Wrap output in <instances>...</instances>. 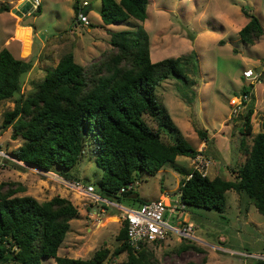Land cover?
Listing matches in <instances>:
<instances>
[{
  "label": "rangeland",
  "instance_id": "1",
  "mask_svg": "<svg viewBox=\"0 0 264 264\" xmlns=\"http://www.w3.org/2000/svg\"><path fill=\"white\" fill-rule=\"evenodd\" d=\"M24 1L0 0V51L8 48L6 40L14 34L10 32L14 26L34 30L32 38L29 28H20L16 34L26 54L33 39L31 54L26 59L33 62V68L22 77L21 93L14 99L0 101V156L5 158L4 166L0 167V184L6 183L12 188L22 185L24 192L18 196H31L39 202L60 196L77 207L79 214L71 221L59 257L88 260L96 251L108 249L110 255L104 264H124L128 259L126 253L113 255L121 244L118 235L123 225L122 211L112 204L118 203L110 201L103 207L67 185H92L99 194L104 170L93 160V148H87L71 171L70 179L20 165L11 158L17 159L15 153L25 142L21 137L12 138V128H3L5 114L14 110L18 99L35 94L48 68L55 66L53 60L57 62L63 54L72 52L75 62L89 69L112 52V33L142 26L150 36L154 63L193 51L197 53L199 71L190 73L191 81L196 84L187 85L172 78L157 88L156 95L186 140L202 153L199 157L210 162L207 176L234 180L252 147V137L241 131L245 129L250 109L254 112L253 133L264 132V35L253 45L246 44L239 35L249 22L247 14L258 17L264 28V0H149L144 22L132 17L109 26L101 18L102 0H41L40 11L20 17L13 9ZM84 2L88 5L82 6ZM76 5L79 12L87 10L91 26L78 21ZM3 7L9 10L2 12ZM67 35L71 41L57 48L51 60L40 59L48 39ZM249 69L260 75L258 81L251 83L245 78L244 72ZM244 90L252 93L250 102L236 110L232 99L241 96ZM145 120L157 130L151 118L145 116ZM199 130L207 135V140L199 136ZM161 137L167 144L175 143L167 131ZM197 164L196 159L179 156L175 165L167 164L155 175L139 172L131 191L139 199L131 200L129 195L119 203L125 208H138L161 196L177 201L181 183ZM180 220L192 224L197 240L171 235L150 245L147 249L156 264H201L204 260L206 264H253V259H264V216L242 193L229 191L222 213L190 207L180 215ZM170 223L174 225L175 220L170 219ZM42 263L57 264L54 259Z\"/></svg>",
  "mask_w": 264,
  "mask_h": 264
},
{
  "label": "trees",
  "instance_id": "2",
  "mask_svg": "<svg viewBox=\"0 0 264 264\" xmlns=\"http://www.w3.org/2000/svg\"><path fill=\"white\" fill-rule=\"evenodd\" d=\"M148 4L149 0H102L101 18L108 26L132 17L144 22ZM76 9L79 15V5ZM8 10L1 8L2 12ZM247 15L249 22L239 35L246 44L253 45L264 35V28L258 17ZM70 41L68 35L48 39L40 59L51 60L55 50ZM110 44L112 52L89 69L77 64L72 52L63 54L57 62L53 60L55 66L48 68L35 94L18 99L14 110L5 114L3 128H12V138L21 137L25 142L15 153L17 159L9 157L47 175L72 178L71 171L87 148H93V160L104 170L98 195L119 203L123 197L130 195L131 199L134 195L119 193L137 180L139 172L155 175L165 165H175L179 156L195 159L202 154L186 140L156 95L157 88L172 78L196 84L190 73L199 71V59L193 51L152 62L150 36L142 26L112 33ZM32 68V61L17 59L8 48L0 51V101L21 93L22 77ZM253 113L250 109L245 129L241 130L252 137V147L236 178L211 179L193 170L192 177L179 189L180 200L187 208L222 213L228 192L236 191L264 216V132L253 133ZM145 116L152 119L157 130ZM163 131L170 133L175 143H165ZM198 134L207 140L205 133L199 130ZM22 192V185L12 188L0 184V264H43L49 259L57 264H104L109 258L108 249L96 251L88 260L59 257L71 221L79 214L77 207L60 196L41 203L31 196H18ZM126 237L123 222L118 235L121 244L114 256L126 253L124 264H156L147 248L134 251ZM252 261L264 264V259Z\"/></svg>",
  "mask_w": 264,
  "mask_h": 264
},
{
  "label": "built area",
  "instance_id": "3",
  "mask_svg": "<svg viewBox=\"0 0 264 264\" xmlns=\"http://www.w3.org/2000/svg\"><path fill=\"white\" fill-rule=\"evenodd\" d=\"M29 1L32 4V12L40 9L41 0ZM87 5L88 3L84 2L82 6ZM78 21L85 26H91L88 14L84 13L83 10L79 12ZM244 76L247 80H250L251 83L258 81L260 77L259 74H255L250 69L244 72ZM247 91V93H243L241 96L232 99L236 110L240 109L243 104L250 102V96L252 93L250 90ZM199 156L195 158L198 162L195 170H198L203 173V175L207 176L206 169L210 162ZM0 157L2 158V161H0V167H3V160H5V158L3 156ZM191 177L192 175L190 174L188 179ZM67 185L74 186V189L81 191V193H85L88 197H92L98 203L105 202V205L109 203L106 199L96 195V189L92 185L87 187H83L77 183H74L73 185L67 183ZM133 188L134 184H128L121 189L119 194L123 195L125 193H129L133 190ZM112 204L122 211L121 216L123 222L126 223L127 229L126 242L136 252H140L150 245L162 242L171 235H176L180 238L197 240V237L195 236V228L192 224H190L187 220H180V215H182L187 208L182 204L180 196L177 201L170 200V198L167 197H161L157 200L145 202L138 208H125L120 203ZM105 205H103V207ZM170 219L175 220L174 225L170 223Z\"/></svg>",
  "mask_w": 264,
  "mask_h": 264
},
{
  "label": "crops",
  "instance_id": "4",
  "mask_svg": "<svg viewBox=\"0 0 264 264\" xmlns=\"http://www.w3.org/2000/svg\"><path fill=\"white\" fill-rule=\"evenodd\" d=\"M83 12L84 13H86V11H84L83 10ZM20 28H29L30 30H31V38H32V34H33V28L32 27H21V26H18L17 27V25L16 26H14V28H13V30L11 29V31L10 32H12L13 31V35H9V37L7 38V40H6V46L8 47V48H10L11 47V45H13V47H11V49L10 50H12L13 52H14V55H15V57L17 58V59H20V60H25V61H27L26 59H29V56H30V52H31V47H32V41H33V39H31V46H30V49H29V53H25V49L23 48V46H22V44H21V41L19 40V39H17V36H16V34H17V30L18 29H20ZM10 39V40H9ZM23 43V42H22ZM23 45H24V43H23ZM18 164H20V165H22L21 163H18ZM24 166V165H23ZM98 197H101V196H99L98 194H96ZM132 197V196H131ZM130 197V198H131ZM161 197H164V196H161ZM160 197V198H161ZM92 198V197H91ZM108 201V200H107ZM46 202V201H45ZM42 203V202H41ZM105 202H103V203H100V204H103V205H105L104 204ZM145 203V202H144ZM102 205V206H103ZM106 206V205H105Z\"/></svg>",
  "mask_w": 264,
  "mask_h": 264
},
{
  "label": "water",
  "instance_id": "5",
  "mask_svg": "<svg viewBox=\"0 0 264 264\" xmlns=\"http://www.w3.org/2000/svg\"><path fill=\"white\" fill-rule=\"evenodd\" d=\"M13 12L20 17H24V16H26L32 12V4L29 0H25L17 8H14ZM138 198H139V195H137V194L133 195L131 197V199H134V200H136ZM109 203H110V201H109Z\"/></svg>",
  "mask_w": 264,
  "mask_h": 264
}]
</instances>
